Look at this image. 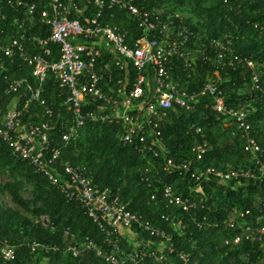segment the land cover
Wrapping results in <instances>:
<instances>
[{
    "label": "trees",
    "instance_id": "obj_1",
    "mask_svg": "<svg viewBox=\"0 0 264 264\" xmlns=\"http://www.w3.org/2000/svg\"><path fill=\"white\" fill-rule=\"evenodd\" d=\"M25 1L36 4L33 16L27 14L25 7H13L7 0L3 1L1 11L4 17L0 16V41L7 44L14 39L21 40L27 52L34 54L42 51L34 38H48L52 32L50 26L42 21V12L49 9V0ZM76 3L77 8H73L71 16L79 15L83 22L92 19L101 10L94 0H77ZM138 5L142 6L140 2ZM143 5L147 11L153 6H170L183 9L192 7L207 13L208 35L203 58L190 68H186L182 60H177L172 71L181 89H196L211 76H215L216 68L212 58L215 59L217 52L211 46L214 39L224 38L233 52L253 61L254 66L250 67L247 64H231L230 60L225 59L219 70V87L224 91L229 106L249 111L253 131L264 146V0H147ZM166 15L168 13H165L162 21L166 20ZM100 19L128 32L130 40L143 35V28L139 27L137 19L119 7L104 8ZM181 19L189 26L187 21ZM181 19L175 18L176 23ZM189 27L194 31L189 46L196 47V27ZM51 46L54 50L53 58L58 60L61 57L60 48L54 43ZM32 71V67L18 53L9 57L0 49V107L4 111H8L9 106L19 97H23L22 104L25 103L23 90L8 93L7 89L16 79L28 77L32 80ZM131 73L134 75L132 69ZM255 76L258 77L256 82ZM44 97L53 109L48 150L52 152L60 149L62 158L74 165L84 166L86 175L92 177L100 187H109L113 193L120 194L129 203L131 210L140 213L145 220H151L157 226L165 228L168 233H173V263L165 257L162 261L149 257L146 264H183L178 256L179 251L193 252V262L196 264H264L261 254L244 255V251L253 246L251 242H244L242 248H236L228 254L224 245L225 238L240 232L239 229L227 228L224 223L232 217L235 207L243 210L249 221L259 215L264 219V179H242L241 184L234 180L220 183L212 179L200 183L199 187L200 184L190 175L169 174L164 169V160L161 158L145 155L135 145L123 143L120 140L123 126L119 124L87 122L80 130L79 138L67 143L63 134L73 121L70 91L61 87L55 76L49 75ZM213 104L214 97L207 94L200 96L192 109L175 105L170 110L169 116L161 122L169 156L177 160L197 159L192 152L193 147L207 143V153L202 160L195 163V170L201 166H215L224 170L249 165L250 157L245 151V138L241 133H234V122L228 120L227 114L216 113L212 108ZM44 113L45 108L35 103L29 107L24 119L38 123L44 118ZM199 126L203 129L201 133L195 128ZM232 157L236 161L231 162ZM0 161L12 166L11 171L14 174L23 170L31 171L32 178L41 186L40 196L48 203L51 211L49 227L43 229L34 226L28 219L21 223V217L17 213L0 206V246L4 240L20 245V264H41L45 258L48 264H108L92 251L84 252L78 257L65 251V234L68 229L70 235L78 240L89 236L100 245L104 243V232L78 201L70 200L57 184L38 172L27 160L17 157L1 137ZM147 167L151 168V187L141 180ZM165 184L176 186L178 192L185 196L201 197L204 202L189 212L184 211L181 206L170 205L163 195ZM154 195L156 199L153 198ZM163 216L173 220L178 225V230L171 228L169 221ZM20 225L25 226L21 229ZM132 230L134 234H144L136 239L133 233L129 235L119 231L126 250H132L142 243L156 249L163 242L139 228L133 227ZM34 240L57 246L58 250L49 253L38 250L33 253L28 243ZM156 250L159 254L163 253ZM0 264H4L2 259Z\"/></svg>",
    "mask_w": 264,
    "mask_h": 264
},
{
    "label": "built area",
    "instance_id": "obj_2",
    "mask_svg": "<svg viewBox=\"0 0 264 264\" xmlns=\"http://www.w3.org/2000/svg\"><path fill=\"white\" fill-rule=\"evenodd\" d=\"M3 1L0 0V16L4 17L1 11ZM76 1L49 0V9L43 10L42 21L52 29L51 35L48 38H34L41 46V52H27L23 42L18 39L7 44L0 41L1 51L9 57L18 53L33 69L32 80L24 77L9 84L8 93L23 90L26 99L22 104L23 97H19L9 106L8 111L0 107V137L9 144L17 157L27 160L38 172L57 184L70 200L78 201L104 232L103 245L89 236L78 240L73 235L72 241L66 244L67 254L78 257L84 252L92 251L108 264H146L149 257L156 261H162L165 257L173 263V233H168L165 228L157 226L151 220H145L140 213L131 210L129 203L109 187H100L92 177L86 175L84 166L74 165L62 158L60 149L52 152L48 150L53 109L44 97L47 77L55 76L60 86L70 91L73 121L63 134L67 143L79 138L80 130L87 122L119 124L123 126L120 140L125 144L135 145L145 155L164 160V169L169 174L190 175L198 184L212 179L220 183L234 180L241 184L242 179H264V146L253 131L249 111L227 104L224 91L219 87V70L225 59L230 60L231 64H247L250 67L254 63L248 57L233 51L228 58L229 47L225 39H214L211 46L217 52L214 59L215 76L196 89H181L172 75L176 61L182 60L183 65L190 68L204 55L202 49L189 46L194 31L183 23L178 14L182 7L153 6L147 11L143 5L147 0H94L101 10L92 19L83 22L79 15L71 16L73 8H77ZM7 3L13 7H25L30 16L36 10L35 3L25 0H7ZM106 7H119L128 11L137 19L139 27L143 28V35L130 40L128 32L121 31L115 24L102 21L100 18ZM165 13L168 15L162 21ZM151 16L155 18L152 19ZM175 18L181 19L179 23H176ZM51 43L60 48L61 57L58 60L53 58ZM254 81H258L257 76ZM207 94L214 97L213 110L218 114H227L228 120L233 121L236 126L234 133H241L245 138L249 165L224 170L215 166H201L195 170V163L207 153V143L193 147L192 152L197 159L177 160L169 156L161 128L162 120L169 116L175 105L192 109L198 98ZM35 103L45 108L44 118L38 123L25 121V113ZM195 128L198 133L203 131L200 126ZM150 172L151 168L147 167L141 177L148 187L153 184ZM163 195L170 205L181 206L188 212L204 202L201 197L192 198L180 194L172 184L164 185ZM153 198L156 199V195ZM163 218L169 221L171 228L178 230V225L173 220L165 216ZM224 223L227 228L240 230L224 239L227 254L236 248H242L244 242H251L253 246L244 251V255L261 254L264 260L263 216H255L254 220L249 221L245 212L235 207L232 217ZM120 227H136L152 237L160 238L163 242L156 249L163 253L159 254L145 243L126 250L122 245ZM66 234H70L69 229ZM142 234L144 233H135L133 237L137 239ZM19 247L20 245L8 240L1 243L0 259L4 264H20ZM28 247L33 253L38 250L45 253L58 250L57 246L37 240L29 242ZM192 254L193 252H178L183 264H196Z\"/></svg>",
    "mask_w": 264,
    "mask_h": 264
},
{
    "label": "rangeland",
    "instance_id": "obj_3",
    "mask_svg": "<svg viewBox=\"0 0 264 264\" xmlns=\"http://www.w3.org/2000/svg\"><path fill=\"white\" fill-rule=\"evenodd\" d=\"M178 14L189 23V26L196 27L198 35L196 48L204 51L208 35L206 31L207 13L190 7L181 9ZM225 42L227 43L226 40ZM231 49L229 47L228 58L232 53ZM212 59L214 63V57ZM234 161L236 158L232 157L231 162ZM11 167L0 161V206L17 213L21 217V223L24 219H28L34 226L48 229L51 211L48 203L40 196V184L32 178L31 171L23 170L19 174H14ZM24 226L20 225V228L23 229ZM72 238L70 234H65L67 243L72 241ZM41 264H48V260L45 258Z\"/></svg>",
    "mask_w": 264,
    "mask_h": 264
},
{
    "label": "crops",
    "instance_id": "obj_4",
    "mask_svg": "<svg viewBox=\"0 0 264 264\" xmlns=\"http://www.w3.org/2000/svg\"><path fill=\"white\" fill-rule=\"evenodd\" d=\"M119 231H122V233H134L132 229H125L124 227H120Z\"/></svg>",
    "mask_w": 264,
    "mask_h": 264
}]
</instances>
